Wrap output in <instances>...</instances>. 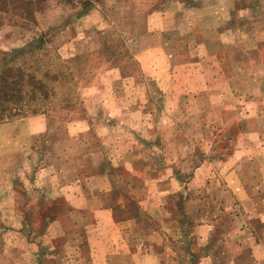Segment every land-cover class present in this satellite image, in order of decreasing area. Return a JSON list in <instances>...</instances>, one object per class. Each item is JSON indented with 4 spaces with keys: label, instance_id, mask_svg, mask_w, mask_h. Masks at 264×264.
<instances>
[{
    "label": "rangeland",
    "instance_id": "rangeland-1",
    "mask_svg": "<svg viewBox=\"0 0 264 264\" xmlns=\"http://www.w3.org/2000/svg\"><path fill=\"white\" fill-rule=\"evenodd\" d=\"M37 46L0 264H264V0H0V58Z\"/></svg>",
    "mask_w": 264,
    "mask_h": 264
},
{
    "label": "trees",
    "instance_id": "trees-1",
    "mask_svg": "<svg viewBox=\"0 0 264 264\" xmlns=\"http://www.w3.org/2000/svg\"><path fill=\"white\" fill-rule=\"evenodd\" d=\"M43 48L0 58V121L45 112L53 106L60 69L57 63L49 67L44 54L50 50ZM52 56L51 62H57L56 55Z\"/></svg>",
    "mask_w": 264,
    "mask_h": 264
}]
</instances>
